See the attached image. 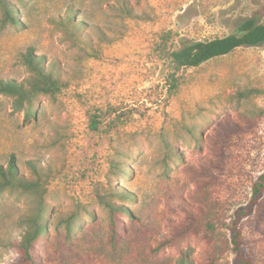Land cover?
I'll list each match as a JSON object with an SVG mask.
<instances>
[{
    "label": "rangeland",
    "instance_id": "1",
    "mask_svg": "<svg viewBox=\"0 0 264 264\" xmlns=\"http://www.w3.org/2000/svg\"><path fill=\"white\" fill-rule=\"evenodd\" d=\"M10 1L22 23L2 26L0 6V81L31 77V48L61 89L29 119L0 95V164L14 156L46 186L0 193V264L41 206L44 264H240L233 227L264 174V44L169 78L159 48L264 23V0ZM105 200L129 211L116 246ZM238 228L245 256L264 264V195Z\"/></svg>",
    "mask_w": 264,
    "mask_h": 264
},
{
    "label": "trees",
    "instance_id": "2",
    "mask_svg": "<svg viewBox=\"0 0 264 264\" xmlns=\"http://www.w3.org/2000/svg\"><path fill=\"white\" fill-rule=\"evenodd\" d=\"M0 6L3 9L4 16L2 26L7 24L20 25L22 22L17 17V9L10 0H0ZM127 13L132 15V11L127 7ZM166 42V41H165ZM164 42V43H165ZM163 43V44H164ZM160 44L161 55L171 64V73L175 77V72L181 68L197 67L201 64L218 56L226 55L242 46H257L264 44V23H260L256 17L243 20L236 28V31L224 36H218L211 39L195 40L181 37L179 45L175 48ZM25 64L32 72L31 77L26 82H17L15 80L0 81V95H6L15 98L14 109L24 111L25 119L35 115V100L41 94H56L61 86L51 73H49L43 64L42 59L37 56L30 48L24 55ZM93 124L97 126V119H93ZM18 188L30 194H37L43 197L46 193V186L43 178L37 174V177H27L18 170L16 159L12 156L7 165L0 164V193L7 189ZM264 195V174L253 185L252 199L248 205L247 211H241L233 227V243L240 264H252V260L245 256L242 248V233L238 228V220L244 215L251 213L255 206H258ZM110 213V242L116 246L120 241V231L122 229V220L120 214H128L129 211L114 202L104 201ZM45 206L39 207L36 211L23 216L22 223L25 226L21 237L9 240V245L18 250L17 257L9 264H44L38 254L37 245L47 230L45 221ZM71 229V226H69ZM169 243V242H167ZM166 242L158 249L165 247ZM189 261L179 258V264H187ZM191 264V261H190Z\"/></svg>",
    "mask_w": 264,
    "mask_h": 264
}]
</instances>
